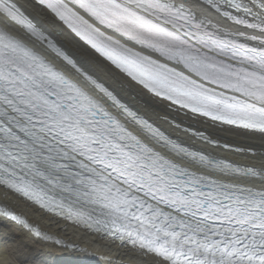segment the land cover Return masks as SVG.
<instances>
[{"label": "snow or ice", "instance_id": "6c2138e0", "mask_svg": "<svg viewBox=\"0 0 264 264\" xmlns=\"http://www.w3.org/2000/svg\"><path fill=\"white\" fill-rule=\"evenodd\" d=\"M38 3L167 112L264 136V0H206L230 27L185 0ZM157 119L168 127L39 31L19 0H0V187L154 264H264V152L217 159L212 136ZM0 217L77 250L7 207Z\"/></svg>", "mask_w": 264, "mask_h": 264}, {"label": "bare ground", "instance_id": "6f19581e", "mask_svg": "<svg viewBox=\"0 0 264 264\" xmlns=\"http://www.w3.org/2000/svg\"><path fill=\"white\" fill-rule=\"evenodd\" d=\"M19 2L39 31L44 32L74 59L89 68L96 78L110 89H114L125 103L133 108H140L145 118L155 120L162 128H167L168 126L162 124L157 116L165 114L169 117L176 116L177 123L183 120L181 128L192 125L193 131L198 129L212 136L216 145L209 147L208 151L217 159L246 162L251 161L252 157L246 153L236 152L235 149L251 147L257 155L264 152V136L259 133L252 134L250 131L212 123L201 117H193L189 112L187 114L184 111L167 112L164 107L165 102L152 97L145 89L126 78L117 68L82 44L46 9L39 7L32 0H19ZM185 3L197 13L211 18L214 23L230 27V23L209 7L206 0H185ZM54 61L63 67L59 60ZM69 74L71 75L70 72ZM176 135L182 133H176L173 139ZM224 144L232 148H224ZM197 146L207 147L199 141ZM201 171L205 170L201 169ZM214 177L225 182H234L238 179L221 176L218 173L214 174ZM0 207H7L13 211L33 229L61 239L68 245L77 246V250H73L72 247L57 246L36 237L32 231L11 218L0 217V264H154L153 257H142L131 247L122 245L119 240L102 238L84 225L53 213L13 190L0 187Z\"/></svg>", "mask_w": 264, "mask_h": 264}]
</instances>
